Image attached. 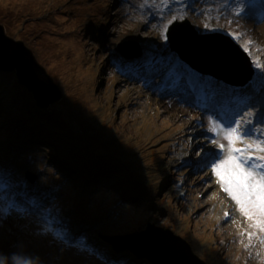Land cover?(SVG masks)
Returning <instances> with one entry per match:
<instances>
[{
    "label": "rangeland",
    "instance_id": "rangeland-1",
    "mask_svg": "<svg viewBox=\"0 0 264 264\" xmlns=\"http://www.w3.org/2000/svg\"><path fill=\"white\" fill-rule=\"evenodd\" d=\"M209 1L0 0L6 33L31 49L62 91L43 109L15 71L0 70V175L18 185L12 191L51 206L46 226L66 228L76 243L85 237L92 249L45 232L35 210L13 213L0 220V264H154L104 238L149 228L152 249L171 248L169 229L206 264H264V244L249 242L246 220L204 166L218 151L213 124L252 112L256 131L264 130V111L256 119L264 105L252 107L264 95L253 88L264 81V0ZM184 18L199 33L222 32L246 46L251 80L228 84L171 51L165 29ZM122 42L139 43L141 55L122 57L115 47ZM150 57L174 67L165 80L146 67ZM32 112L56 115L69 138L33 143L18 116Z\"/></svg>",
    "mask_w": 264,
    "mask_h": 264
},
{
    "label": "water",
    "instance_id": "water-1",
    "mask_svg": "<svg viewBox=\"0 0 264 264\" xmlns=\"http://www.w3.org/2000/svg\"><path fill=\"white\" fill-rule=\"evenodd\" d=\"M166 34L170 50L175 51L181 60L201 74L211 75L233 85H243L253 77L254 69L248 53L222 32L199 33L190 20L184 19L170 24ZM122 43L115 47L124 57H136L142 53L138 43L134 45L132 42V46L125 45L129 42ZM0 70L15 71L18 82L26 87L36 105L43 109L58 101L62 95L59 85L38 62L31 49L22 40L9 36L1 23ZM28 178L34 181L37 176L31 174ZM149 231L150 228L104 238L114 249L130 250L138 258L148 257L154 264H206L192 253L186 240L170 230L164 233L173 240L169 250L150 248ZM175 250L181 254L183 261L178 259L179 255H174ZM173 255L175 257L171 258Z\"/></svg>",
    "mask_w": 264,
    "mask_h": 264
},
{
    "label": "snow or ice",
    "instance_id": "snow-or-ice-1",
    "mask_svg": "<svg viewBox=\"0 0 264 264\" xmlns=\"http://www.w3.org/2000/svg\"><path fill=\"white\" fill-rule=\"evenodd\" d=\"M241 10L237 9L238 12ZM166 33L167 29L163 36L165 40ZM244 50L247 52L248 48L245 46ZM146 67L154 72H165L164 80L174 68L163 60L151 57L147 60ZM253 88L264 94V81L259 85L253 84ZM197 103L199 104L198 97ZM258 105H264V95L255 101L252 107ZM261 111H264V108L258 107L257 121ZM211 131L215 133V136L210 138L211 143L215 144L218 151L204 157V166L211 168L216 183L235 202L237 211L246 220L249 231L244 234L248 236L249 242L255 237L264 244V130L256 131L253 113L248 112L246 117L241 114V118H233L223 127L220 123L213 124ZM17 187V184L0 175V220L13 213L29 215L35 210L37 221L45 232H52L55 238L69 247L92 251L84 243L85 237L77 238L79 243H76L68 240L66 228L53 231L51 227L46 226L51 206L43 205L37 197L29 196L26 191H12ZM17 196L23 197L24 202H19Z\"/></svg>",
    "mask_w": 264,
    "mask_h": 264
},
{
    "label": "trees",
    "instance_id": "trees-1",
    "mask_svg": "<svg viewBox=\"0 0 264 264\" xmlns=\"http://www.w3.org/2000/svg\"><path fill=\"white\" fill-rule=\"evenodd\" d=\"M26 98H29V96H26ZM29 103H31L29 108H32L33 107L32 100H29ZM18 116L20 117L21 120L20 122L29 124L30 129L27 130L26 134H27V138L31 140L33 143L39 144L40 143L39 137L45 139H47L48 137H52L57 139L58 137L63 135L62 133L63 131L61 130L64 129L61 126L60 127L58 126L60 123V119L56 115H51L48 113L32 112V114H20ZM14 119H15V115L12 116L11 121H13ZM31 121L34 122V125L31 124ZM66 132L68 131H65L64 133L68 135ZM67 151L69 150L67 149ZM100 159L105 161L107 158L102 157ZM130 231L132 230H121L119 232L125 234ZM132 256L135 257L134 254H130L131 259H133Z\"/></svg>",
    "mask_w": 264,
    "mask_h": 264
},
{
    "label": "clouds",
    "instance_id": "clouds-1",
    "mask_svg": "<svg viewBox=\"0 0 264 264\" xmlns=\"http://www.w3.org/2000/svg\"><path fill=\"white\" fill-rule=\"evenodd\" d=\"M184 19H187V18H184ZM184 19H182V20H184ZM188 20H189V19H188ZM174 21H176V20H173L171 23H173ZM178 21H181V20H178ZM190 22H191V21H190ZM171 23H170V24H171ZM170 24H169V25H170ZM169 25H168V26H169ZM192 25H193V24H192ZM168 26H167V28H168ZM226 35L230 36L229 34H226ZM230 37H231V36H230ZM231 38H232V37H231ZM232 39H233V38H232ZM233 40H234V39H233ZM234 41H235V40H234ZM235 42H236V41H235ZM236 43H237V42H236ZM138 44H139V43H138ZM141 48H142V47H141ZM242 49H243V48H242ZM243 50H244V49H243ZM173 52H175V51H173ZM119 53H120V52H119ZM247 53H248V52H247ZM120 54H121V53H120ZM121 55H122V54H121ZM140 55H141V54H140ZM248 55H249V54H248ZM249 56H250V55H249ZM122 57H123V55H122ZM136 57H138V56H136ZM124 58H128V57H124ZM131 58H135V57H131ZM250 59H251V58H250ZM44 68H45V67H44ZM191 68H192V67H191ZM192 70H194V69L192 68ZM194 71H196V70H194ZM6 72H7V71H6ZM197 72H198V71H197ZM49 75H50V74H49ZM50 76H51V75H50ZM209 76H211V75H209ZM16 77H17V76H16ZM211 77H213V76H211ZM214 78H215V77H214ZM216 79H217V78H216ZM17 80H18V79H17ZM219 80H221V79H219ZM250 80H251V79H250ZM250 80H249V81H250ZM222 81H223V80H222ZM249 81H248V82H249ZM224 82H225V81H224ZM248 82H247V83H248ZM247 83H245V84H247ZM228 84H229V83H228ZM245 84H243V85H239V86H244ZM32 174H33V173H32ZM35 175H36V174H35ZM36 176H37V175H36ZM27 178H28V177H27ZM37 178H38V177H37ZM37 178H36V179H37ZM36 179H35V180H36ZM28 180H29L30 182H32V183L35 181V180H34V181H31L29 178H28ZM142 230H143V229H141V230H136V231L139 232V231H142ZM168 230H169V229H168ZM170 231H171V230H170ZM128 233H129V232H128ZM128 233H125V234H128ZM172 233H173V232H172ZM112 247H113V246H112ZM113 248H114V247H113ZM132 254H134V253H132Z\"/></svg>",
    "mask_w": 264,
    "mask_h": 264
},
{
    "label": "bare ground",
    "instance_id": "bare-ground-1",
    "mask_svg": "<svg viewBox=\"0 0 264 264\" xmlns=\"http://www.w3.org/2000/svg\"><path fill=\"white\" fill-rule=\"evenodd\" d=\"M208 3H210V4L212 5L213 1H212V0H210ZM236 63H237V61H236ZM166 85H168V86H169V85H170V82H167V84H166ZM201 101H202V100L200 99V100H199V104L201 103ZM203 105H204V102H203ZM31 124H33V125H34V122H32V121H31ZM62 133H63V135H65V133H64V132H62ZM61 135H62V134H61ZM65 136H67V138H69V135H65ZM69 142H70V141H69ZM70 144H71V145H74V144H73V143H71V142H70ZM39 237H41V238H44V237H46V234H42V236L40 235ZM114 251H116V250H114ZM78 253H80V252H78ZM118 253H119V251H118Z\"/></svg>",
    "mask_w": 264,
    "mask_h": 264
}]
</instances>
